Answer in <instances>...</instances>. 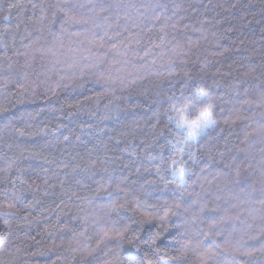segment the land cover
<instances>
[{
    "label": "trees",
    "instance_id": "obj_1",
    "mask_svg": "<svg viewBox=\"0 0 264 264\" xmlns=\"http://www.w3.org/2000/svg\"><path fill=\"white\" fill-rule=\"evenodd\" d=\"M208 251L264 264V0H0V264Z\"/></svg>",
    "mask_w": 264,
    "mask_h": 264
},
{
    "label": "snow or ice",
    "instance_id": "obj_2",
    "mask_svg": "<svg viewBox=\"0 0 264 264\" xmlns=\"http://www.w3.org/2000/svg\"><path fill=\"white\" fill-rule=\"evenodd\" d=\"M199 97L207 100L209 99V95L207 92L203 90H199ZM191 105H185L183 108L176 109L173 107V111L177 112L179 116L183 119L178 121L179 126L183 127L185 131H187L189 137H195L200 135L206 129L216 124V120L214 119L213 105L209 104L207 107H204L202 110H199L198 115L195 119H188L186 113L189 111ZM239 118V117H237ZM171 119V117H169ZM187 161H172V165H179L174 169L175 173L183 178L188 171L186 168ZM214 253L208 251L202 257L201 264H208V261L212 259Z\"/></svg>",
    "mask_w": 264,
    "mask_h": 264
}]
</instances>
